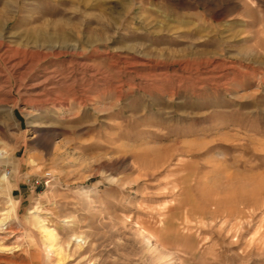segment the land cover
Returning a JSON list of instances; mask_svg holds the SVG:
<instances>
[{
	"label": "rangeland",
	"instance_id": "obj_1",
	"mask_svg": "<svg viewBox=\"0 0 264 264\" xmlns=\"http://www.w3.org/2000/svg\"><path fill=\"white\" fill-rule=\"evenodd\" d=\"M0 264H264V0H0Z\"/></svg>",
	"mask_w": 264,
	"mask_h": 264
},
{
	"label": "water",
	"instance_id": "obj_2",
	"mask_svg": "<svg viewBox=\"0 0 264 264\" xmlns=\"http://www.w3.org/2000/svg\"><path fill=\"white\" fill-rule=\"evenodd\" d=\"M15 116H16V118H18L19 120L21 119L20 116H19L17 113H15ZM21 127H22V128L24 127L23 124H21Z\"/></svg>",
	"mask_w": 264,
	"mask_h": 264
},
{
	"label": "bare ground",
	"instance_id": "obj_3",
	"mask_svg": "<svg viewBox=\"0 0 264 264\" xmlns=\"http://www.w3.org/2000/svg\"><path fill=\"white\" fill-rule=\"evenodd\" d=\"M144 239H145V236H144Z\"/></svg>",
	"mask_w": 264,
	"mask_h": 264
}]
</instances>
